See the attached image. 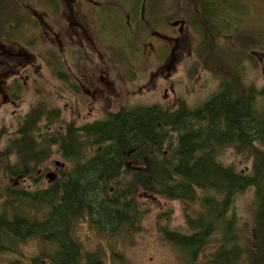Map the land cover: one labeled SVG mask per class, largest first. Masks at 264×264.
I'll return each instance as SVG.
<instances>
[{"label":"flooded vegetation","instance_id":"flooded-vegetation-1","mask_svg":"<svg viewBox=\"0 0 264 264\" xmlns=\"http://www.w3.org/2000/svg\"><path fill=\"white\" fill-rule=\"evenodd\" d=\"M161 3L162 0H0L1 155L15 141L23 139L32 143L33 151L47 146L55 148L57 158L11 161L10 149L11 154L4 160L10 169L0 172L2 180L8 183L4 189L8 203L15 202L16 197L48 192L61 184L80 180L106 183L107 187L113 184L109 194L121 189L117 196L122 201V183L134 181L140 168L137 150L129 149L122 155L124 160L112 162L118 168L111 176L92 174L102 161L97 157L108 146L106 132L111 125L119 124L121 119L138 121L142 111H158L154 103L143 106L137 99L140 83L134 68L143 62L149 64V69L165 67L168 75L188 25L180 20L168 24L172 30L169 33L153 30L147 18L152 15L153 20L161 21L157 12L151 10ZM146 22L151 25L145 28L151 29L148 38L141 31ZM122 49L129 51L132 60L124 54L117 56L116 52ZM184 59L187 60L185 56ZM170 75L167 79L161 77L160 86H171ZM224 91L228 92L221 90ZM167 92L165 88L162 96L165 101ZM175 100L173 107L159 112L166 117L174 114ZM153 125L158 131L164 129L161 123ZM25 141L20 147L27 148ZM14 166L21 170L28 168L23 175L15 177ZM34 167L35 170H30ZM45 206L46 211H42L44 207L39 210L42 214L36 218L24 217V221H46L52 209ZM136 211L134 229L140 214ZM122 214L118 211L116 215ZM95 220L92 224L99 227ZM120 227H106L105 231L99 228L117 234ZM8 236L11 243L39 238L54 245V258L59 252L58 241L39 233L29 234L25 239L15 238L12 233ZM67 240L74 243L71 231ZM11 243H5L8 251Z\"/></svg>","mask_w":264,"mask_h":264},{"label":"trees","instance_id":"trees-1","mask_svg":"<svg viewBox=\"0 0 264 264\" xmlns=\"http://www.w3.org/2000/svg\"><path fill=\"white\" fill-rule=\"evenodd\" d=\"M186 6L183 20L202 28L209 43L213 42L212 35L220 34L212 11L217 10V5L213 0H188ZM215 63L218 65V60ZM232 83L233 89L219 93L196 108L181 107L167 117L159 111H142L138 121L118 120L119 124L108 128V146L97 157L102 161L93 169L92 175L111 176L118 168L112 162L124 160L122 155L129 149L137 150L140 168L124 194L135 189L182 204L189 233H165V239L185 253L190 264H264V150L256 145L264 144V87L257 91L238 80ZM256 97L262 104H257ZM157 122L178 133L172 147H164L163 137L159 138V131L153 125ZM24 141L13 143L16 160L43 159L41 151H33L28 141H25L27 148L20 147ZM224 147L233 148L235 155L251 159L249 173L242 175L232 166L220 163L219 149ZM163 150H167V157ZM10 154L9 149L0 157L8 158ZM8 166L1 168L9 170ZM27 168L21 170L14 166V176L23 175ZM106 187V183L80 180L61 184L48 192L16 197L15 202L23 206L21 213L13 208L12 222L4 211L0 216V252L8 250L5 243L10 233L18 239L39 233L60 244L55 264H82L79 246L67 240L74 222L89 216L104 231L116 225L137 230L133 228V220L116 215V210L123 207V214L128 210L133 216V210L127 209L134 208L133 201L126 199L121 206L119 196H104ZM247 190H253L254 203L251 224L245 228L230 212L233 199ZM7 205L4 202L3 207ZM45 205L52 209L46 221H24V209L39 211ZM12 243L16 245L17 240ZM208 247L213 248L207 259L201 261ZM83 264L102 263L96 255H87Z\"/></svg>","mask_w":264,"mask_h":264},{"label":"rangeland","instance_id":"rangeland-1","mask_svg":"<svg viewBox=\"0 0 264 264\" xmlns=\"http://www.w3.org/2000/svg\"><path fill=\"white\" fill-rule=\"evenodd\" d=\"M221 1L213 0L217 5V10L212 9L215 15L214 20L219 25L216 28L220 29L218 31L220 34L212 35L213 42L209 43L202 28L196 27L191 21H188L183 44L175 52L176 61L170 67L168 75L165 67L156 66L149 69V64H143V62L140 67L135 66L138 83H140V93H138L139 98L137 99L143 106H151L152 102L157 106L158 111H163L166 107H173L176 99L178 100L177 102L175 100L177 110L181 107L196 108L202 101H208L221 90L233 89V80L243 82L248 89L253 87L258 91L264 87V0H227L223 5ZM187 3L188 0H162L161 4L155 5V8H151V10L157 12L161 21L153 20L152 15L148 17L147 19L151 20L152 29H158L164 33L171 32L168 24L183 20V16H186L184 14L187 13ZM149 26L151 25L147 22L145 26H141L142 35L146 33L145 38H148V31L151 30L145 29ZM189 51L190 55L188 56ZM116 54L117 56L124 54L123 56H128L132 60L127 49H122ZM184 56L187 60L184 59ZM215 60H218V65ZM134 62L138 64L139 60L135 58ZM221 67L223 70L220 71ZM215 68L218 69L214 70ZM169 75L171 86H160L161 77L167 79ZM165 88L168 90L167 101L162 97ZM129 95H133V93L130 92ZM256 101L257 104H262L259 97H256ZM7 119L9 118L5 120ZM2 124L7 125L8 123L3 122ZM158 134L161 140L163 137L164 147H172L178 137V133L172 132L171 128L165 126L164 129L159 130ZM29 144L32 146V143L29 142ZM256 145L264 150V144ZM10 149L13 151L14 146ZM54 150L55 148L48 146L40 147L44 160L57 159ZM233 151V148H220L218 156L220 163L224 166H232L242 175L249 173L251 159L235 155ZM163 152H165L164 157H167V150H163ZM7 159L0 157V172L6 171L5 167L3 169L1 166H7L4 162ZM16 159L13 152L9 160ZM2 176L3 174H0V216L4 211L10 220L14 218L13 208H17L21 213L23 206L13 201L7 202L4 197V189L7 188L8 183L2 180ZM128 184V180H124L121 186L123 192L126 191ZM110 187H113V184L106 187L104 196L114 198L121 189L114 190L112 194H109ZM126 199L133 201L134 208H127L133 210V216L128 210L122 216L133 220L136 213L134 210L138 209L140 214L136 219L138 220L137 230H126L124 226H121L118 228L117 234H114L115 232L110 234V232H103L98 226L92 224L91 218L88 216L77 221L76 224L74 222L71 238L79 246L82 264L87 255H96L102 264H190L189 257L165 239V233L180 235L189 233L182 204L179 201L136 192L135 189L134 192H128L124 196L120 202L121 206L125 204ZM4 202L9 205L3 207ZM253 203V190H247L233 199L230 215L236 217L235 220L240 226L245 228L250 226ZM193 208L195 207L193 206ZM47 209L45 206L42 211ZM124 209L119 207L116 213L118 211L123 213ZM32 210L24 209L23 216L29 219L42 214V211ZM135 224L136 221L133 225ZM107 234L109 235L107 236ZM4 240L6 241V238ZM9 241L10 239L7 244L11 243ZM9 248V251L0 252V264H55L54 251L56 249L54 245L49 242L45 243L39 238L25 240L16 243V245L12 243ZM212 248H207L201 256V261L207 259Z\"/></svg>","mask_w":264,"mask_h":264},{"label":"bare ground","instance_id":"bare-ground-1","mask_svg":"<svg viewBox=\"0 0 264 264\" xmlns=\"http://www.w3.org/2000/svg\"><path fill=\"white\" fill-rule=\"evenodd\" d=\"M124 196H126V195L124 194ZM124 196L122 197V199L124 198Z\"/></svg>","mask_w":264,"mask_h":264}]
</instances>
